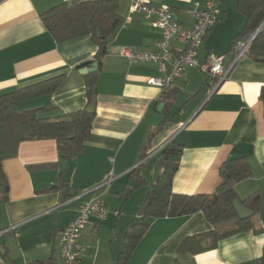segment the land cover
<instances>
[{
    "label": "crops",
    "instance_id": "0c3cea01",
    "mask_svg": "<svg viewBox=\"0 0 264 264\" xmlns=\"http://www.w3.org/2000/svg\"><path fill=\"white\" fill-rule=\"evenodd\" d=\"M72 1L0 0V95L65 74L55 93L24 102L20 110L50 104L56 116L87 105L79 67L94 59L96 45L90 37L58 43L41 19L42 13ZM147 1L153 7H170L180 23L192 27L187 11L196 0ZM132 2L119 0L124 24L97 69L96 116L84 151L65 167L56 141H26L15 158L4 161L9 199L0 204V264H62V230L76 219L82 203L103 192L111 214L102 222L92 219L82 231L79 264H113L170 144L181 150L173 179L176 194L212 195L222 182V164L231 157L247 159L251 177L235 189L253 228L221 240L214 250L191 254L179 251L184 240L214 229L202 213L153 220L127 264H264V108L259 99L264 63L242 58L217 89V79L201 68H186L170 87L178 95L169 121L160 127L167 117L163 89L148 84L150 78L163 75L159 66L131 63L122 52H152L161 33L144 15L130 11ZM215 2L222 18L207 34L197 60L203 64L209 55L224 56L223 66L228 68L234 39L244 31L246 18L235 9L234 0ZM172 46L175 56L183 48L179 42ZM133 171L145 183L122 201L121 191L135 185ZM60 181L70 186L69 199L52 190ZM107 181L111 182L106 188L89 193ZM251 196L257 198L254 212L242 202ZM235 227L233 222L218 229Z\"/></svg>",
    "mask_w": 264,
    "mask_h": 264
},
{
    "label": "trees",
    "instance_id": "16d2710c",
    "mask_svg": "<svg viewBox=\"0 0 264 264\" xmlns=\"http://www.w3.org/2000/svg\"><path fill=\"white\" fill-rule=\"evenodd\" d=\"M234 6L246 18L244 31L234 39L235 42L254 33L264 23V0H234ZM41 19L47 31L58 43L90 37L97 47L95 57L79 69L91 68L94 63H98V71L107 46L124 24L119 0H74L42 13ZM247 56L256 62L264 63V27ZM98 71L84 75L86 107L63 115H51L54 107L50 104L24 111L20 110V105L55 93L63 83L65 74L0 95V204L9 199V182L3 163L17 156L21 143L35 140L56 141L60 162L65 167L71 163L75 155L84 151L96 116ZM177 95L178 91L175 89L163 90L162 102L165 104L164 111L167 117L160 127L169 121L168 114ZM259 99L264 108V86ZM180 155L181 150L173 144L163 150L159 160L160 172L147 193L139 216L127 227L113 264L128 263L153 220L202 213L214 229L184 240L179 251L191 254L214 250L221 240L253 228L251 218L241 220L235 208V202L239 201L236 185L251 177L247 159L231 157L222 164L220 168L222 182L214 194L183 195L173 191V179L179 167ZM146 156L145 154L144 157ZM131 178L135 185L127 186L121 191L122 201H126L145 183L144 178L136 171L131 173ZM52 190L61 191L65 199L72 196L70 186L64 181L58 182ZM256 200L255 196H251L242 202L254 212L258 209ZM233 222L236 224L235 228L222 231L218 229Z\"/></svg>",
    "mask_w": 264,
    "mask_h": 264
},
{
    "label": "built area",
    "instance_id": "2783aa9c",
    "mask_svg": "<svg viewBox=\"0 0 264 264\" xmlns=\"http://www.w3.org/2000/svg\"><path fill=\"white\" fill-rule=\"evenodd\" d=\"M130 11L144 15L145 19L150 21L151 26L160 31L161 38L152 52H137L126 48L122 54L131 63L157 64L160 73L163 75L150 78L148 84L163 90L170 88L188 67H199L217 79V89L228 78L233 67L248 55L257 35L264 27L263 23L254 33L234 42L233 61L228 68H224V56L209 55L203 64L197 60L198 50L202 47L207 34L222 18V10L215 0H196L192 3L187 11V15L193 21L190 28L178 21V17L170 7H153L147 0H133ZM173 42H179L183 45L176 56L173 54ZM110 182L107 181L89 193H97L103 190ZM109 214L111 211L105 202L104 192L95 194L80 205L76 219L61 232L62 264H79L80 255L84 251V246L80 243L82 231L92 219L102 222L108 218ZM2 235L3 231H0V237Z\"/></svg>",
    "mask_w": 264,
    "mask_h": 264
},
{
    "label": "water",
    "instance_id": "95a60500",
    "mask_svg": "<svg viewBox=\"0 0 264 264\" xmlns=\"http://www.w3.org/2000/svg\"><path fill=\"white\" fill-rule=\"evenodd\" d=\"M98 63H94L93 66L91 68H88V67H84L80 70V73L83 74V75H86V74H91V73H95L97 72V69H98ZM163 104H161L159 106V110H161L163 108ZM239 201H236L235 202V208L237 210V213H238V216L241 220L243 219H246L245 218V215L243 214V210L244 208L240 207L239 204H238ZM253 212V211H252Z\"/></svg>",
    "mask_w": 264,
    "mask_h": 264
}]
</instances>
